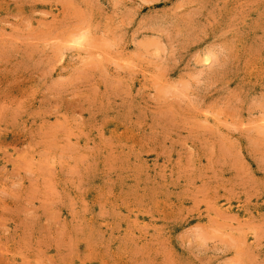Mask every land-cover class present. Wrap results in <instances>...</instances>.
<instances>
[{
	"label": "rangeland",
	"instance_id": "374dc122",
	"mask_svg": "<svg viewBox=\"0 0 264 264\" xmlns=\"http://www.w3.org/2000/svg\"><path fill=\"white\" fill-rule=\"evenodd\" d=\"M0 264H264V0H0Z\"/></svg>",
	"mask_w": 264,
	"mask_h": 264
}]
</instances>
